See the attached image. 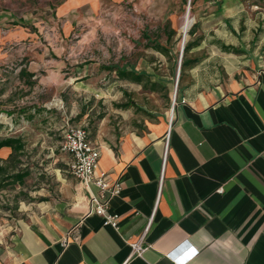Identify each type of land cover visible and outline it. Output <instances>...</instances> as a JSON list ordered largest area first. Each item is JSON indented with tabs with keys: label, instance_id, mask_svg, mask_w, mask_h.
<instances>
[{
	"label": "crops",
	"instance_id": "obj_1",
	"mask_svg": "<svg viewBox=\"0 0 264 264\" xmlns=\"http://www.w3.org/2000/svg\"><path fill=\"white\" fill-rule=\"evenodd\" d=\"M109 1L168 12V0ZM218 1L201 28L207 54L187 67L170 121L115 147L91 138L99 168L122 185L111 200L119 228L90 212L97 187L69 172L59 194L0 219V264H264V0ZM101 3L64 0L59 9L93 13Z\"/></svg>",
	"mask_w": 264,
	"mask_h": 264
},
{
	"label": "rangeland",
	"instance_id": "obj_2",
	"mask_svg": "<svg viewBox=\"0 0 264 264\" xmlns=\"http://www.w3.org/2000/svg\"><path fill=\"white\" fill-rule=\"evenodd\" d=\"M63 1L0 0V14L9 18L0 24V137L23 138L20 165L30 170L23 184L0 192V219L20 214L22 202L53 198L63 179L70 180L68 154L60 146L67 122L114 147L149 123L169 122L187 78L184 48L199 41L186 58H204L203 20L219 5L196 0L184 31L188 0L163 3V16L154 15L156 2L142 7L109 0L93 13L61 14ZM112 66L148 75L136 83Z\"/></svg>",
	"mask_w": 264,
	"mask_h": 264
},
{
	"label": "built area",
	"instance_id": "obj_3",
	"mask_svg": "<svg viewBox=\"0 0 264 264\" xmlns=\"http://www.w3.org/2000/svg\"><path fill=\"white\" fill-rule=\"evenodd\" d=\"M63 135L60 146L62 151L70 154L69 172L85 185L94 184L98 189L89 199L90 212L101 216L104 225L118 229L120 216L111 211V200L120 195L122 185L119 181H112L109 174L99 168L102 152L91 139L86 127L67 122ZM132 248L136 255H141L146 250L139 242L133 243Z\"/></svg>",
	"mask_w": 264,
	"mask_h": 264
},
{
	"label": "trees",
	"instance_id": "obj_4",
	"mask_svg": "<svg viewBox=\"0 0 264 264\" xmlns=\"http://www.w3.org/2000/svg\"><path fill=\"white\" fill-rule=\"evenodd\" d=\"M196 0L191 1V5L195 3ZM187 2V0H186ZM195 25L193 29L190 30V34L195 33ZM145 36L149 38V34L145 32ZM199 41H189L184 48V55L182 60L181 69L188 67L189 65L195 63L197 60L186 58V54L195 46L199 45ZM160 48V47H159ZM162 49V48H160ZM110 70H115L119 73L121 79H129L136 83H142L145 77L148 75L145 72H137L132 69L131 71L124 70L120 66H112ZM32 75V74H30ZM24 113V110H22ZM25 141L20 137H0V192L10 186L17 183L23 184L27 176L30 175L29 168L21 167V154L25 149ZM4 148H8L9 152L5 154ZM3 152L4 154H1ZM10 209V208H5Z\"/></svg>",
	"mask_w": 264,
	"mask_h": 264
},
{
	"label": "bare ground",
	"instance_id": "obj_5",
	"mask_svg": "<svg viewBox=\"0 0 264 264\" xmlns=\"http://www.w3.org/2000/svg\"><path fill=\"white\" fill-rule=\"evenodd\" d=\"M191 24V19H190V17H189V13L186 15V19H185V22H184V24H183V30L185 31V30H187L188 29V27H189V25ZM187 34V33H186ZM185 34V35H186ZM173 116V115H172Z\"/></svg>",
	"mask_w": 264,
	"mask_h": 264
},
{
	"label": "water",
	"instance_id": "obj_6",
	"mask_svg": "<svg viewBox=\"0 0 264 264\" xmlns=\"http://www.w3.org/2000/svg\"><path fill=\"white\" fill-rule=\"evenodd\" d=\"M191 1H192V0H188V9H187V13L190 12V9H191ZM184 43H185V39L183 40V45H184Z\"/></svg>",
	"mask_w": 264,
	"mask_h": 264
}]
</instances>
